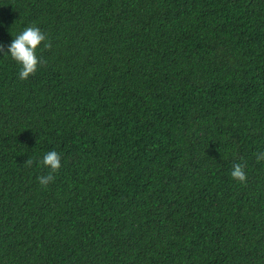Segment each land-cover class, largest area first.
I'll use <instances>...</instances> for the list:
<instances>
[{
    "label": "trees",
    "instance_id": "obj_1",
    "mask_svg": "<svg viewBox=\"0 0 264 264\" xmlns=\"http://www.w3.org/2000/svg\"><path fill=\"white\" fill-rule=\"evenodd\" d=\"M0 44V264H264V0H0Z\"/></svg>",
    "mask_w": 264,
    "mask_h": 264
},
{
    "label": "clouds",
    "instance_id": "obj_2",
    "mask_svg": "<svg viewBox=\"0 0 264 264\" xmlns=\"http://www.w3.org/2000/svg\"><path fill=\"white\" fill-rule=\"evenodd\" d=\"M44 32L37 26H26L22 31L18 32L11 43L8 45V50L5 53L10 54L20 66L19 75L21 79H26L29 74L34 73L40 63V58L36 54L38 45L45 41ZM4 46L0 44V51H3ZM257 159H264V153H260ZM28 163H31L29 160ZM44 166L50 168L53 172L61 167V156L55 150L46 152L40 161ZM231 175L233 178L244 181L246 172L241 164H235ZM41 184H47L53 179L51 173L42 175L39 178Z\"/></svg>",
    "mask_w": 264,
    "mask_h": 264
},
{
    "label": "bare ground",
    "instance_id": "obj_3",
    "mask_svg": "<svg viewBox=\"0 0 264 264\" xmlns=\"http://www.w3.org/2000/svg\"><path fill=\"white\" fill-rule=\"evenodd\" d=\"M78 212H79V210H78ZM85 215V214H84ZM118 215V214H117ZM90 219V218H89ZM7 228V227H6ZM233 228V227H232ZM4 230V229H3ZM52 230V229H51ZM41 234V233H40ZM41 236V235H40ZM38 242V241H37ZM36 242V243H37ZM41 242V241H40ZM46 243V242H45ZM48 243V242H47ZM42 245V244H41ZM32 246V245H31ZM38 247V246H37ZM54 248V247H53ZM26 249V248H25ZM42 250V249H41ZM45 250V249H44ZM48 250V249H47ZM50 251V250H49ZM52 251V250H51ZM57 252V251H56ZM42 253V252H41ZM73 263V262H72Z\"/></svg>",
    "mask_w": 264,
    "mask_h": 264
}]
</instances>
